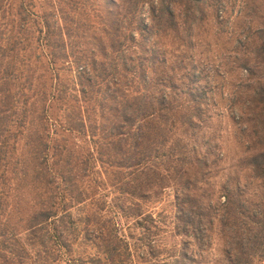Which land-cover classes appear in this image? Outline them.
I'll use <instances>...</instances> for the list:
<instances>
[{
	"label": "trees",
	"instance_id": "obj_1",
	"mask_svg": "<svg viewBox=\"0 0 264 264\" xmlns=\"http://www.w3.org/2000/svg\"><path fill=\"white\" fill-rule=\"evenodd\" d=\"M255 1L0 0V264H135L166 190L175 264L190 242L220 246L210 264L264 259Z\"/></svg>",
	"mask_w": 264,
	"mask_h": 264
},
{
	"label": "rangeland",
	"instance_id": "obj_2",
	"mask_svg": "<svg viewBox=\"0 0 264 264\" xmlns=\"http://www.w3.org/2000/svg\"><path fill=\"white\" fill-rule=\"evenodd\" d=\"M247 1V0H244ZM238 3L242 4L243 0H237ZM252 4L257 6V1L253 0ZM260 6L264 8L262 2ZM216 101L218 102L217 105L214 107L211 106L210 113L212 114L215 112L216 109H222V100L219 96H216ZM208 128L206 127V131L209 133L211 131H215L217 134H220V129L226 128L228 131L226 132L225 136L223 137V144L225 153L228 156H234L235 158L238 157L239 150L237 146L232 142L231 134L232 132L229 131L230 129V121L227 118H216L213 117L209 123ZM207 133V134H208ZM147 209L152 211L154 215H158L159 218V225L162 228L159 231V236L155 238L156 242L152 241L153 239H149L148 237L143 239L142 241L147 245L144 248H136L132 251V259L134 260L135 264H175L173 262L172 257H169L170 254L176 253V251L182 248L181 244V237L176 236L173 231V224H172V216H173V193L171 190H166L162 196L156 202H150L147 206ZM118 222L123 225L125 222L123 218H117ZM126 231H124V234ZM142 234L138 233L136 230L134 232V236L129 239V242L135 244L138 242V239L141 238ZM148 244H152L151 252L144 254L145 249H147ZM215 248V249H214ZM220 248L219 245H214L213 249L209 255L202 253L200 254V250L197 247L195 242H190L186 246V251L189 255L193 256V260L186 261L185 264H210L209 261L216 256H220V252L218 250ZM93 252V251H92ZM145 255L142 259L139 258L141 255ZM253 264H264V259L255 260Z\"/></svg>",
	"mask_w": 264,
	"mask_h": 264
}]
</instances>
